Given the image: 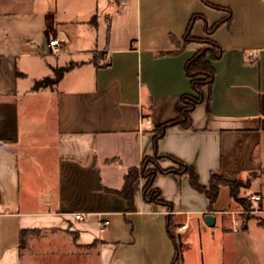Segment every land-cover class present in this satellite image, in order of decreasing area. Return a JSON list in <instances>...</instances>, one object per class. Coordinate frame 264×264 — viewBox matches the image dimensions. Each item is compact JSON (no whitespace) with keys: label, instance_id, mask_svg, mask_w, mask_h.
<instances>
[{"label":"crops","instance_id":"obj_1","mask_svg":"<svg viewBox=\"0 0 264 264\" xmlns=\"http://www.w3.org/2000/svg\"><path fill=\"white\" fill-rule=\"evenodd\" d=\"M188 30L222 50L206 56L215 79L191 124L155 144L193 92L186 64L206 44L185 42ZM55 37L61 52L46 53ZM46 55L65 63L33 77ZM58 64L61 79L34 88ZM155 154L205 187L250 178L264 216V0H0V264H172L178 246L180 264H264L251 220L232 229L244 206L228 185L229 207L210 206L187 173L159 172L162 202L144 198L140 177L129 208L125 177Z\"/></svg>","mask_w":264,"mask_h":264},{"label":"trees","instance_id":"obj_2","mask_svg":"<svg viewBox=\"0 0 264 264\" xmlns=\"http://www.w3.org/2000/svg\"><path fill=\"white\" fill-rule=\"evenodd\" d=\"M197 39L198 41L206 44L205 47H202L197 53L188 60L186 64V73L188 77L191 79V87L192 93L184 94L182 97L183 107L181 114L174 119H171L155 128L156 136H155V144H157L163 134L171 127L176 125H181L183 127H188L191 124V112L194 110L196 105L203 100L204 97V86H211L215 79V68L214 66L207 60L206 56L210 52L211 57L213 59L219 58L221 55L222 50L220 47L215 44L209 38H194L190 35L189 30L185 35V42ZM68 69V67L63 68L60 72L57 73L56 79H52L50 76H47L43 79L37 80L34 83V88H44L55 85L62 77L63 73ZM176 161L180 163L181 168H162L159 167L155 171L151 172L148 176L149 181L144 186V198L150 202H162L160 198V190L152 188L153 181L157 173H176V174H183L187 173L190 177V182L192 186L206 194V196L210 200V206H213L214 203L217 201L220 188L222 184L228 185L231 189L232 197L239 200L243 206H246L245 198H239L237 190L235 188V182H230L222 179L217 175H213L210 179L209 186L205 187L200 184V179L198 173L196 172L195 168L180 161L179 159L172 157ZM148 157H146L142 165L146 162ZM144 177L143 174H139L137 168H131L129 173L125 177V184L123 188L119 191V193L128 200L129 208L134 209V183L140 178ZM151 189V193L149 190ZM169 225V232L170 235L173 236L172 231V222L168 223ZM182 260V254L179 246L176 250V255L173 259L172 264H180Z\"/></svg>","mask_w":264,"mask_h":264},{"label":"rangeland","instance_id":"obj_3","mask_svg":"<svg viewBox=\"0 0 264 264\" xmlns=\"http://www.w3.org/2000/svg\"><path fill=\"white\" fill-rule=\"evenodd\" d=\"M80 49H89L91 46L90 44H87L85 46H80ZM95 48V47H94ZM46 53H51L49 48H46ZM65 63L63 59H58L55 56L52 55H46V56H38L33 59V62L35 64V68L32 71L33 77H38L41 78L44 75H47L48 72L46 70H43V67L41 66L42 64H45L46 62H51V63ZM65 66L61 65H56L54 67L52 74L50 77L52 79H56L57 73L60 72ZM163 158L162 155L160 154H155L152 156H149L146 162L139 167H137L139 174L144 175V179L146 180V183L149 181V175L151 172L155 171L159 167H162L160 161ZM173 165L171 168H181L180 163L176 161L175 159L172 158ZM235 182V188L237 190V195L239 198H245L246 200V206L238 208V210L233 211L231 215H234V218H232V229L234 231H239L242 227V224L245 222L250 221V233L251 237L253 240V243L255 247L257 246L264 250V227L258 223V220L264 221V216L262 217L261 215V203L260 201L256 204L252 200V195L254 194L251 190L248 189L250 187L251 179H243V180H238L234 181ZM245 192L242 196L241 193ZM151 189L149 190V193H151ZM219 204L221 207H229V204L232 202V199H230L229 195L226 193V191H222L221 194H219ZM230 216H226L228 218ZM234 220L238 221V224L236 225ZM215 230V229H214ZM179 243H182V240L178 239ZM191 262V261H190Z\"/></svg>","mask_w":264,"mask_h":264},{"label":"built area","instance_id":"obj_4","mask_svg":"<svg viewBox=\"0 0 264 264\" xmlns=\"http://www.w3.org/2000/svg\"><path fill=\"white\" fill-rule=\"evenodd\" d=\"M61 39L59 37L51 38L48 42V47L50 49L51 54L58 55L61 52ZM262 199L260 194H253L252 195V200L254 203H258ZM84 214L82 213H76L75 218L78 220H83L84 219ZM235 224H238L237 220H234ZM186 224L182 225L181 228H185Z\"/></svg>","mask_w":264,"mask_h":264},{"label":"water","instance_id":"obj_5","mask_svg":"<svg viewBox=\"0 0 264 264\" xmlns=\"http://www.w3.org/2000/svg\"><path fill=\"white\" fill-rule=\"evenodd\" d=\"M205 220L211 226L215 224V216L212 214L207 215Z\"/></svg>","mask_w":264,"mask_h":264}]
</instances>
